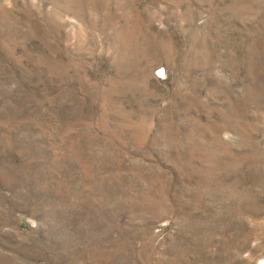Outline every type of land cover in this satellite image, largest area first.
Segmentation results:
<instances>
[{
  "label": "rangeland",
  "instance_id": "rangeland-1",
  "mask_svg": "<svg viewBox=\"0 0 264 264\" xmlns=\"http://www.w3.org/2000/svg\"><path fill=\"white\" fill-rule=\"evenodd\" d=\"M0 264H264V0H0Z\"/></svg>",
  "mask_w": 264,
  "mask_h": 264
}]
</instances>
